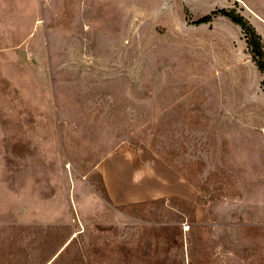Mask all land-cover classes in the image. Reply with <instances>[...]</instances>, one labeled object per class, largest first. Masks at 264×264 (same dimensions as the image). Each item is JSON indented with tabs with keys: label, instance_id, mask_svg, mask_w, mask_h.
I'll list each match as a JSON object with an SVG mask.
<instances>
[{
	"label": "rangeland",
	"instance_id": "1",
	"mask_svg": "<svg viewBox=\"0 0 264 264\" xmlns=\"http://www.w3.org/2000/svg\"><path fill=\"white\" fill-rule=\"evenodd\" d=\"M220 10L264 44V0H0V264H264V74Z\"/></svg>",
	"mask_w": 264,
	"mask_h": 264
},
{
	"label": "trees",
	"instance_id": "2",
	"mask_svg": "<svg viewBox=\"0 0 264 264\" xmlns=\"http://www.w3.org/2000/svg\"><path fill=\"white\" fill-rule=\"evenodd\" d=\"M212 16H222L227 18L233 24L239 26L243 32L246 44L252 55V61L255 63L257 69L264 74V44L260 36L257 35L255 30L243 18L236 16L225 11H216L211 14ZM211 21V16H205L196 21V24H204Z\"/></svg>",
	"mask_w": 264,
	"mask_h": 264
}]
</instances>
